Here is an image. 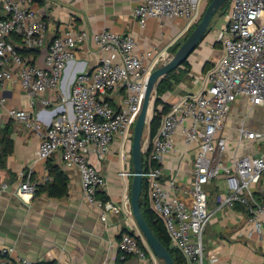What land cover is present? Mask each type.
I'll list each match as a JSON object with an SVG mask.
<instances>
[{"label": "built area", "instance_id": "built-area-1", "mask_svg": "<svg viewBox=\"0 0 264 264\" xmlns=\"http://www.w3.org/2000/svg\"><path fill=\"white\" fill-rule=\"evenodd\" d=\"M36 0H0V90L18 85L30 99V109H11L10 117L35 131L41 138L38 156L42 160L60 153L64 165L77 169L86 202L98 209L102 221L109 214L120 215L124 207L112 200L98 197L107 186V179L95 166L90 156L99 162L108 157L112 143L121 138L133 143L134 130L142 111L147 84L151 74L162 60L152 53H139L138 41L132 35L109 30H80L72 24L49 45L47 24L35 10ZM212 0H144L133 11L134 18L144 26L149 19L183 20V33H191L202 20ZM230 9L217 37L223 54L194 83L200 89L189 93L171 105L161 119L157 134L145 138L144 170L150 209L160 220L172 245L185 260V264H216V257L206 252L204 236L214 216L209 207L208 186L221 176L225 177L226 194L222 208H245L248 224L264 234V148L258 156L235 155L227 158L229 140L225 137L234 106L247 101L252 109L264 107V0H231ZM19 39L26 51L48 48L44 65L24 57L11 39ZM95 45L99 51L97 65L79 73L66 94L63 77L75 58L79 45ZM124 91L120 109L105 101L106 94ZM71 104L73 115L64 108L56 119L42 128L34 117L37 102L50 106L52 99ZM6 97H0L5 105ZM181 133L187 147L196 145L193 162V201L187 205L175 195V180L167 188L164 182L165 157L176 152V136ZM238 141L264 143V133L245 127L238 128ZM264 145V144H263ZM121 177L134 176L121 172ZM17 195H35L41 187L31 175L22 174ZM1 182V177H0ZM44 184V183H43ZM145 241L124 233L118 248L123 259L136 257L144 264H160L148 256ZM14 248L0 247V264H10ZM22 264H32L20 260ZM55 264H64L57 261Z\"/></svg>", "mask_w": 264, "mask_h": 264}, {"label": "crops", "instance_id": "crops-1", "mask_svg": "<svg viewBox=\"0 0 264 264\" xmlns=\"http://www.w3.org/2000/svg\"><path fill=\"white\" fill-rule=\"evenodd\" d=\"M143 1L36 0L34 7L47 24V45L72 24L80 30H109L135 37L138 41V52L152 53L151 61L160 57L161 66L177 53L179 49L173 53L174 48L178 44L182 46L189 33H183L185 22L180 19L152 18L144 26L140 25L134 18L133 11ZM221 29L210 27L198 49L181 67L182 70L188 69L187 75L179 82L171 80L173 88L161 96V100L169 108L189 93L197 92L200 86L195 85V79L204 76L210 68L209 65L212 66L222 57V46L217 41ZM11 43L24 57L34 60L38 65H44L47 47L34 57L23 49L16 37L11 39ZM74 51L75 58L63 77V90L66 94H69L75 77L83 71L92 70L100 56L97 47L91 44L79 45ZM0 97H6L5 105H0V154L5 150L6 138L13 143L4 166L0 164V247L14 248L10 264H22V259L32 264H55L57 261L64 264H144L136 257L123 259L118 245L124 233L140 237L146 243L148 256L157 258L133 215L131 189L134 176H120L121 172L134 174L133 143L124 144L121 138L116 139L108 157L102 162L98 161L95 154L90 156L92 163L101 170L108 182L98 197L115 201L124 207V213L109 214L107 220L102 221L100 211L89 205L84 198L78 170L66 167L60 153L47 160L40 159V136L10 117L11 109L31 110L30 99L26 93L18 85L10 84L5 92L0 90ZM47 97L51 98L50 95ZM123 97L125 93L121 90L119 93L106 94L105 101L114 109H120ZM155 98H158L157 91ZM51 99L50 106L46 107L37 102L33 109L34 117L42 128H47L64 108L69 115H73L71 104L62 103L57 96ZM163 108V104L158 107L159 113L163 112ZM243 123L250 130L264 133V107L252 109L245 100L234 106L228 131L225 133L229 140L225 159L228 163L235 155L258 156L264 148V143L238 141V128ZM196 148V145L187 147L181 133H178L176 152L165 157L162 163L163 183L169 188L171 181L175 180V195L187 205L193 201V162ZM53 172L61 173L68 183L67 195L64 197H53L45 191L46 186L55 181ZM22 174H30L33 181L42 183L37 194L26 195L24 199L17 195L24 181ZM208 191L209 207L215 214L204 236L207 255L210 258L216 257V264H264V234L255 231L248 224L245 208L237 206L218 211L219 203L226 194L225 177L221 176L213 181L208 186ZM255 192L258 197H264L260 189ZM147 198L149 200L148 192ZM160 264L164 263L160 261Z\"/></svg>", "mask_w": 264, "mask_h": 264}, {"label": "water", "instance_id": "water-1", "mask_svg": "<svg viewBox=\"0 0 264 264\" xmlns=\"http://www.w3.org/2000/svg\"><path fill=\"white\" fill-rule=\"evenodd\" d=\"M230 1L231 0H212L207 6L202 20L197 24L177 53L167 63L161 65L151 74L147 84L142 111L135 126L132 144V159L135 169L131 189L132 211L153 254L164 264L176 263L170 251L162 244L148 225L142 211L145 149H149L148 144L145 143V134L147 127L150 129L154 119V115L152 116L151 112L154 110L157 100L155 98V93L163 79L173 71L181 68L198 49L211 27L213 18L220 9Z\"/></svg>", "mask_w": 264, "mask_h": 264}, {"label": "trees", "instance_id": "trees-1", "mask_svg": "<svg viewBox=\"0 0 264 264\" xmlns=\"http://www.w3.org/2000/svg\"><path fill=\"white\" fill-rule=\"evenodd\" d=\"M228 4H230V2H228L222 8V13H221L222 15H225V16L227 15L226 9L228 7ZM188 35H187V37H188ZM180 46L181 45L178 44L174 48L173 53H175L179 49ZM39 51L40 50L28 51V52H30L31 54L34 55V57H36V55L39 53ZM187 73H188V69L182 70L181 68H179V69L173 71L172 73H170L168 75V77L165 78L160 83V85L158 86V88H157V96H158V98H157L156 104H155V115H154V119H153V122H152L151 127H150V136L152 138L157 134V131H158L159 127H160V123H161V119H162L163 115L169 111V106L163 103V101L161 100V96H163L166 92L170 91L173 88L174 85L171 82L172 79H175L177 82H179V81H181V78L183 76L187 75ZM161 104L164 105V108H163V112L159 113L158 107ZM4 143H5V150H3L2 153L0 154V164H1V166H4L5 158L10 155V153L12 151V144H13L12 141L10 139H8V138H6L4 140ZM146 156L147 155L145 154V157ZM144 169L145 170L147 169L145 161H144ZM52 175L54 176L55 181H54V183L49 184L48 186H46V190L45 191H47L49 193V195L53 196V197H60L61 198V197L66 196L67 195V191H68V183H67V181L65 180L63 175L61 173H59V172H55V173L53 172ZM103 199L105 201H107L106 198H103ZM142 211H143L144 217H145L148 225L150 226V228L152 229L154 234L157 236V238L162 242V244H164V246L170 251V253L173 256V259H174L175 263L176 264H185V260H184L183 256L181 255V253L177 249H175L173 247L171 239L168 236L167 231L165 230V227H164L163 223L160 220H158L157 216L150 209L149 200L147 198L146 180H144V182H143Z\"/></svg>", "mask_w": 264, "mask_h": 264}, {"label": "rangeland", "instance_id": "rangeland-1", "mask_svg": "<svg viewBox=\"0 0 264 264\" xmlns=\"http://www.w3.org/2000/svg\"><path fill=\"white\" fill-rule=\"evenodd\" d=\"M230 5H231V3L228 4V7H227V9H226V13L229 12ZM221 13H222V9H220V11H219V12L216 14V16L213 18L212 23H211V29H215V28H217L218 30H220V29L222 28V26L224 25V22L226 21V20H225V17H226V16H225V15H222ZM209 66H211V65H209ZM209 66L206 68V70H208ZM197 88L199 89V87H197ZM197 88H196V89H197ZM151 115H152V116L155 115V111H152V112H151ZM149 134H150V129H149V127H147V129H146V134H145L146 139L149 137Z\"/></svg>", "mask_w": 264, "mask_h": 264}]
</instances>
